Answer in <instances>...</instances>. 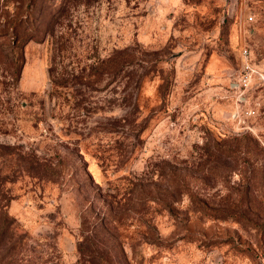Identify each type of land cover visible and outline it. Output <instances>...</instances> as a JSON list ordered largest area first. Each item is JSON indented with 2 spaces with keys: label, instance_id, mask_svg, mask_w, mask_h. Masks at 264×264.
Segmentation results:
<instances>
[{
  "label": "rangeland",
  "instance_id": "rangeland-1",
  "mask_svg": "<svg viewBox=\"0 0 264 264\" xmlns=\"http://www.w3.org/2000/svg\"><path fill=\"white\" fill-rule=\"evenodd\" d=\"M0 264H264V0H0Z\"/></svg>",
  "mask_w": 264,
  "mask_h": 264
},
{
  "label": "built area",
  "instance_id": "built-area-1",
  "mask_svg": "<svg viewBox=\"0 0 264 264\" xmlns=\"http://www.w3.org/2000/svg\"><path fill=\"white\" fill-rule=\"evenodd\" d=\"M242 58H245V60L247 59V52H246V50H244L242 52Z\"/></svg>",
  "mask_w": 264,
  "mask_h": 264
}]
</instances>
